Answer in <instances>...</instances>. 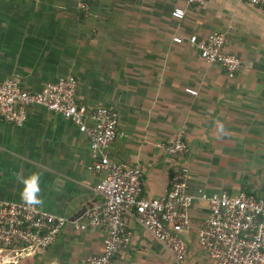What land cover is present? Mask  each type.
Wrapping results in <instances>:
<instances>
[{
  "label": "crops",
  "instance_id": "crops-1",
  "mask_svg": "<svg viewBox=\"0 0 264 264\" xmlns=\"http://www.w3.org/2000/svg\"><path fill=\"white\" fill-rule=\"evenodd\" d=\"M0 0V82L19 77L31 92L73 76L78 105L119 114L118 136L107 150L113 162L140 165L143 196L171 188L180 162L190 169L189 191L254 192L249 170L264 165V7L240 0ZM175 8L185 17L172 18ZM226 33V51L241 59L229 78L203 61L188 37ZM181 37L182 44L173 39ZM186 89L197 94L190 95ZM21 127L0 119V201L29 202L45 212L78 218L98 203L90 141L70 121L41 107L27 109ZM90 125L91 123L87 121ZM184 132L187 155L170 157L160 147ZM207 203L196 200L192 229L183 235L187 256L178 263L132 220L130 245L114 264H214L199 247L196 229ZM100 229L65 227L43 252L0 264H81L103 249Z\"/></svg>",
  "mask_w": 264,
  "mask_h": 264
},
{
  "label": "built area",
  "instance_id": "built-area-1",
  "mask_svg": "<svg viewBox=\"0 0 264 264\" xmlns=\"http://www.w3.org/2000/svg\"><path fill=\"white\" fill-rule=\"evenodd\" d=\"M207 1L185 0L188 5L198 6ZM240 1L264 7V0ZM78 7L83 12L89 10L86 0H80ZM171 16L181 21L185 10L175 8ZM173 42L182 44L183 39L175 37ZM187 43L197 48L207 64L223 67L229 78L240 69L241 59L226 51V33L213 32L202 39L192 35ZM77 88L73 76L47 84L39 92L27 90L19 77L0 82V119L21 127L27 120V109L33 106L60 115L88 137L92 156L89 170L93 174H105L94 188L99 202L89 205L76 219L53 215L29 202L0 201V252H10L11 259H16L45 251L67 226L75 231L100 229L105 234L102 252L86 257L81 264H114L116 256L131 243L129 221L132 220L182 263L188 250L183 235L193 227L191 209L200 199L207 203V213L196 234L206 256L214 264H264V198L244 190L207 195L199 189L197 195L190 193V169L181 162L165 195L144 197L142 167L113 162L107 155L118 136V112L97 107L88 113L76 101ZM186 92L197 94L191 89ZM160 147L168 156L179 159L189 152L182 130Z\"/></svg>",
  "mask_w": 264,
  "mask_h": 264
},
{
  "label": "rangeland",
  "instance_id": "rangeland-1",
  "mask_svg": "<svg viewBox=\"0 0 264 264\" xmlns=\"http://www.w3.org/2000/svg\"><path fill=\"white\" fill-rule=\"evenodd\" d=\"M244 170H249V184L255 186L256 191L264 189V165L243 167ZM245 191V190H244Z\"/></svg>",
  "mask_w": 264,
  "mask_h": 264
},
{
  "label": "trees",
  "instance_id": "trees-1",
  "mask_svg": "<svg viewBox=\"0 0 264 264\" xmlns=\"http://www.w3.org/2000/svg\"><path fill=\"white\" fill-rule=\"evenodd\" d=\"M246 192L250 193L249 191H246ZM253 193H254V192H253ZM257 195H258L259 197H261V198H264V190H263L262 192H260V193H257Z\"/></svg>",
  "mask_w": 264,
  "mask_h": 264
}]
</instances>
